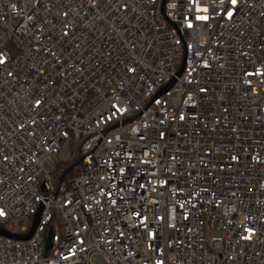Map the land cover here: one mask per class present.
<instances>
[{
    "label": "built area",
    "instance_id": "built-area-1",
    "mask_svg": "<svg viewBox=\"0 0 264 264\" xmlns=\"http://www.w3.org/2000/svg\"><path fill=\"white\" fill-rule=\"evenodd\" d=\"M0 60V264H264V0H0Z\"/></svg>",
    "mask_w": 264,
    "mask_h": 264
},
{
    "label": "trees",
    "instance_id": "trees-1",
    "mask_svg": "<svg viewBox=\"0 0 264 264\" xmlns=\"http://www.w3.org/2000/svg\"><path fill=\"white\" fill-rule=\"evenodd\" d=\"M79 153L80 152L72 151V155L74 157V160L71 159L69 161L62 163V165L59 169V172L56 176L58 183H60L62 179H64V181H66L68 177H70V180H72L74 177H76L78 175L79 168L76 166V164L79 162V159H80ZM71 171H73L72 174L70 173Z\"/></svg>",
    "mask_w": 264,
    "mask_h": 264
},
{
    "label": "water",
    "instance_id": "water-1",
    "mask_svg": "<svg viewBox=\"0 0 264 264\" xmlns=\"http://www.w3.org/2000/svg\"><path fill=\"white\" fill-rule=\"evenodd\" d=\"M42 211H43V208H41L40 211L38 212V214L36 215L34 223L32 225V228H31L30 232L27 235H25V236L16 237V239H21V240H25L26 241V240H29L33 236L34 232L36 231V229H37V227L39 225V221H40V217H41ZM0 236L12 237L10 234H8L7 232H5L3 230H0ZM52 240H53V233L50 231L49 235H48V238L46 240V245H45L46 255H47V253L49 252V250L52 247Z\"/></svg>",
    "mask_w": 264,
    "mask_h": 264
},
{
    "label": "snow or ice",
    "instance_id": "snow-or-ice-1",
    "mask_svg": "<svg viewBox=\"0 0 264 264\" xmlns=\"http://www.w3.org/2000/svg\"><path fill=\"white\" fill-rule=\"evenodd\" d=\"M231 3H232L233 5H236V4L238 3V0H231ZM228 15H229V16H232L233 13L230 11V12L228 13ZM0 63H3V61L0 60ZM0 214H2V213H0Z\"/></svg>",
    "mask_w": 264,
    "mask_h": 264
},
{
    "label": "rangeland",
    "instance_id": "rangeland-1",
    "mask_svg": "<svg viewBox=\"0 0 264 264\" xmlns=\"http://www.w3.org/2000/svg\"><path fill=\"white\" fill-rule=\"evenodd\" d=\"M70 149H71V150H70L71 152H72V151H74V148H73V146H71V148H70ZM69 180H70V177H68V178H67V180H66V184H67V183H69Z\"/></svg>",
    "mask_w": 264,
    "mask_h": 264
}]
</instances>
